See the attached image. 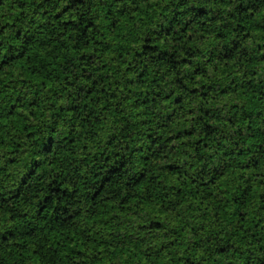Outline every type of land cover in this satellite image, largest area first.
I'll list each match as a JSON object with an SVG mask.
<instances>
[{"label":"clouds","instance_id":"clouds-1","mask_svg":"<svg viewBox=\"0 0 264 264\" xmlns=\"http://www.w3.org/2000/svg\"><path fill=\"white\" fill-rule=\"evenodd\" d=\"M0 264H264V0H0Z\"/></svg>","mask_w":264,"mask_h":264}]
</instances>
